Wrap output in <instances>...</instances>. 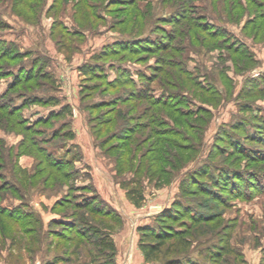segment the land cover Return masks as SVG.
Listing matches in <instances>:
<instances>
[{"label":"rangeland","instance_id":"1","mask_svg":"<svg viewBox=\"0 0 264 264\" xmlns=\"http://www.w3.org/2000/svg\"><path fill=\"white\" fill-rule=\"evenodd\" d=\"M51 1L46 0L41 5V13L37 14L33 21H29L23 10L12 9L10 0H0V47H7L11 52L23 53L22 62L16 61L11 65L14 66V69L21 63L28 67L33 59H37L45 73L44 77L37 81L38 86L33 89L34 95L43 100L41 103L27 104L22 110L24 117L35 121L47 117L51 111H58L64 105H68L65 111H62L63 115L55 120L53 125L51 124L53 128L46 127L44 129L41 127V129L47 131V138L57 129L58 136L54 139L49 138L50 140L45 146L49 147L56 157L73 161L74 168L78 172L69 182L72 184H69V188L68 185L61 189H57L58 187L46 190L34 188L25 194L26 199H20L14 195L5 196L2 206L15 208L23 204L24 210L33 211L46 226L53 219L64 220L63 210L58 209L56 211L58 213H55L51 211V207L55 201L61 200L67 194V190L71 188L69 195L76 198V201H81L84 198L91 201L98 197L97 201H103L115 210L118 220L114 222L113 229L107 230L115 248V264H168V262L186 264L185 259L188 257L193 264H264V194L255 195L250 200L233 199L227 203L228 194H221L220 190L217 191L214 187L215 193H217L216 199L202 194L195 198L181 195V187L186 186L185 184L181 185V181L186 179V175L190 172H195L202 165L204 166L206 162L212 167L209 172H213L215 175L221 168L230 167L232 161L240 166L241 172L258 173L259 179L264 180V163L246 166L248 162L241 158H235L238 156L234 155L233 148L229 144L231 138L239 141L241 147L250 149L249 152H252L255 157H264V147L258 141H251V138L259 137L252 127L255 124L252 120L253 116L264 119V98L260 99L256 96L251 100L245 99L244 96H239L240 99L237 98L243 88V90L249 89L251 84L264 76V42L263 40L254 41L252 34H244L242 27L246 16L244 15L238 22H234L227 13H224L221 3L219 5L217 2L214 8L211 7V0H195L193 3L194 15L206 16L208 23L234 36L236 41L248 48L254 63L249 65L248 62H245L249 70L237 72L234 71L232 57H229L226 51L215 48L208 49L206 46L202 47L196 44L192 46L185 44L182 61L194 79L202 86L211 85L212 89H217L223 96L224 88L227 87L224 76L227 75L231 80L232 95L228 100L223 96L213 106L202 103L199 97L202 93L196 88H191L187 82L185 84L188 90H178L186 95L185 108L196 111L198 107H204L211 112L207 116L208 123L201 126L202 129L205 127L204 131L199 127V122H195L193 118H186V116L183 118V121L191 123L190 126H193L185 133V136L195 138L200 129L201 144H197L198 152L194 154V160L186 168H182L180 173L170 176L168 180L167 175L162 176L163 181L167 180L166 182L160 181L161 183L158 184L155 179L150 181L146 176H141L139 183L143 187V199L136 207L126 196L128 188L126 182L131 179L132 173L118 174L115 162L111 158V155L118 152H107L108 155L104 152L111 146H115L118 141L111 139L102 149L96 146L99 138L93 131L98 129L95 127L97 121L95 118L101 117V114L108 109L92 112L87 107L101 101L109 102L117 92L126 96L130 91L127 87L112 91L105 90L99 75H105L102 77L107 82H113L116 80L118 71L124 70L131 72L136 81L138 72L149 76L151 74L149 68L156 66L155 59L166 58L167 53H159L156 56H151L145 63H137L131 56L123 57L121 54L109 57V55L102 56V53L117 49L115 45L120 42L131 44L134 41L138 42L139 39L142 43L147 39L150 41L156 39L155 43L158 44L160 41L162 44L166 43L161 39L162 36L160 37V34L163 36L165 34H162L159 29L162 28L168 32L173 29V26L166 23L165 19L170 20V16L175 14L180 5H175V2L172 3L171 0H132L140 9L139 15L136 17L137 20H135L138 26L135 27L133 25L135 22L134 4L128 3L130 0H104L103 2L89 0L93 10L85 9V14L82 15L84 12L82 9V13L78 17L74 14V2L77 0H66L65 3L63 2L64 4L61 3L50 9ZM109 2L116 4L111 5ZM82 16L83 21L80 19ZM98 17L102 19L98 20ZM164 30L163 32H165ZM173 55L172 57H174ZM235 60L238 59L235 57ZM85 70L90 72L85 74ZM163 78L166 80L165 76L159 75V78L151 84V88L155 90L152 92L155 97L164 91L159 82V79ZM11 81V76L0 80V94L6 90ZM137 84L139 85V83ZM246 85L249 88H245ZM168 89L175 94L178 92L171 87ZM16 91L12 92L10 96H12L13 102L19 105L22 103V99L15 97L18 96ZM192 93L199 95L194 98L191 97ZM42 101H46V103H42ZM248 101L253 106L252 112L243 113L242 105ZM148 106L147 102H133L134 110L131 115L137 116ZM129 107L131 104L123 105L119 109L126 112ZM184 107H182L183 110H185ZM154 112H161V110L155 108L150 112L153 115L152 118L160 117ZM141 121L143 124H149L152 120H149L147 116L142 120L137 119V124ZM135 123L134 120L131 122L132 125ZM61 124H66L65 130L71 131L73 138L66 137L65 130L60 132ZM239 124L243 127L244 133H240L241 129L237 130L238 127H232ZM155 126L150 125V130L142 132L143 138ZM223 129L227 133L223 134ZM106 136L107 134L103 132L100 139ZM0 139H3L7 146L17 147L22 135L13 131L0 130ZM248 139L249 141H246ZM150 142L151 140L146 144V147L141 148L140 153L146 150ZM37 161V157L35 159L30 154L23 155L18 159L19 165L30 174L34 171ZM163 167L167 170L171 169L167 164H164ZM215 180L213 179L212 183L206 177L201 179L202 185L206 188L213 186ZM240 186H242V192L247 191L244 183H239ZM248 191L246 193H249ZM177 201L190 207V210L195 213H219L220 222L202 224L192 228L185 235L182 244L178 240L166 241L158 249L157 258L146 262L139 249V243L143 236L138 228L151 226L157 230L158 217L166 211H171L173 204ZM220 202L225 205H220ZM79 213L87 215L84 210ZM94 220L90 221H97ZM173 225L174 228H178L177 224L173 223ZM51 229L57 228L52 227ZM91 238L94 241L100 239L92 234ZM22 239V236H17L16 241L13 242L10 237H0V264H43L47 260H52L56 255L62 256L63 260L55 264H84L89 261L100 264L105 261V257L98 255L96 246L91 243L79 245L72 242L62 244V247L59 248H55L52 244L49 250H47V245L39 247L33 243L30 244V247L34 251L30 252L22 244ZM225 239L228 240L226 251L222 252L215 263L214 252L217 253L218 245L221 241H226ZM67 248H69V252L65 254Z\"/></svg>","mask_w":264,"mask_h":264},{"label":"trees","instance_id":"2","mask_svg":"<svg viewBox=\"0 0 264 264\" xmlns=\"http://www.w3.org/2000/svg\"><path fill=\"white\" fill-rule=\"evenodd\" d=\"M10 1L12 2V9L17 10L18 8L23 10L25 15H27V19L33 21L36 15L41 13V5L46 0ZM97 1L103 2L104 0ZM171 1L172 3L175 2V5H180V8L178 7L175 14L170 16V20L165 19L166 23H170L173 26V29L169 32L162 28L159 29L162 34H165L164 36L160 34V37L162 36L161 39L165 40L166 43L162 44L161 41L159 44L155 43L156 39L154 41L147 39L142 43L139 39L138 42L134 41L131 44L120 42L115 45L117 49L110 52L107 51L105 54L102 53V56L109 55V57H116L121 54L123 57L131 56L135 58L134 62L137 63H145L151 56H156L159 53H167L165 55L167 59L164 57L155 59L156 66L149 68L151 74L146 76L138 72L136 81L131 72L124 70L118 71L116 80L113 82H107L102 77L105 75H99L98 77L102 79L105 90L112 91L127 87L130 91L126 96L120 95L117 92L109 102L101 101L87 107L92 112L108 109L101 114L103 119L101 117L95 118L97 120L95 127L98 129L93 131L96 132L95 134L99 138L96 146L102 149L107 146V142L111 139L118 141L115 146H111L104 152L106 155H108L107 152H118L111 155L112 157L110 156L115 162L118 174L132 173L131 179L126 182L128 184L126 196L136 207L139 206L140 201L143 199V187L139 183L141 176H146L150 181L155 179L158 184L166 182L170 176L172 177L180 173L182 168H186L194 160L195 157L193 156L198 152L197 144H201L200 129L195 138L188 135L185 136V133L193 126H190L191 123L183 121V118L185 116L186 118H193L195 122H199V127L201 128L202 125L205 126L208 123L207 116L211 112L204 107H198L196 111L185 108L186 102L184 99H186V95L178 90H188L185 84L187 82L191 88H196V90L202 93L199 96L202 103L213 106L223 96L228 100L231 98L229 96L232 95L231 80H229L230 78L227 75L226 77L224 76L227 87L224 88L223 96L219 94L217 89H212L211 85L202 86L194 79L191 73L184 67L182 61L185 44H189L190 46L196 44L202 47L206 46L208 49L215 48L226 51L229 57H232L233 68L237 72L249 70L245 62H248L249 65L254 63L251 59L252 55L244 44L236 41L235 37L231 34L221 31L218 27L208 23L206 16L194 15L192 8L194 7L193 3L195 0ZM63 2L65 3L66 0H52L50 9L55 8ZM217 2L219 5L220 3L222 4L224 13H227L234 22H238L245 15L246 20L242 27V31L245 32L244 34H252L254 41L263 40L264 42V0H211V7H216ZM109 3L111 5L116 4L115 2ZM128 3L134 4L135 21L140 9L136 7L137 4L134 1L130 0ZM74 7V14L77 17L82 13V9L84 11L82 15L85 14V9H92L89 0H77L74 2ZM172 17L174 18L172 19ZM80 19L83 21V16ZM97 19L100 20L102 18L98 17ZM133 25L136 27L138 23L135 21ZM23 57V53L17 51L11 52L7 47H0V80L5 77H12V81L8 84L6 90L0 94V130L5 132L13 131L22 135V139L17 147L7 146L4 140L0 139V237H10L14 242L17 236H22L24 239V241L22 239V244L30 252L34 251L30 247V244L33 243L39 247L47 245V250L50 249L52 244H54L55 248H59L62 247V244L72 242L79 245L91 243L96 246L97 254L105 257L104 263L100 264H115V248L107 230L113 229L114 222L118 220L117 214L111 206L105 204L103 201H97L98 197H95L91 201L84 197L83 200L76 201V198L74 199L72 198L73 196L70 197L69 195L71 188L68 189L67 194L61 200L55 201L51 207V211L55 213H58L56 212L58 209H62L64 220L53 219L46 226L42 219L33 211L24 210L25 206L23 204L15 208L2 206L5 196L14 195L17 198L26 199L25 194H28L34 188L46 190L58 187L57 189H61V187L66 188L67 185L69 188L72 185L69 182L72 181V178L78 172L74 168L73 161L67 158L56 157L49 147L45 146L49 142V138L54 139L58 136L57 129L51 133L49 138H47V131L41 129V127L44 129L52 127L51 124L53 125V122L63 115L62 111L64 112L68 105H64L63 110L51 111L47 117L35 121L24 117L22 113L27 104L41 103V100H43L34 95L33 89L38 86L37 81L45 75L37 59H33L28 67L22 63L15 67V69L14 66H11L16 61L22 62ZM235 57L238 60H235ZM89 72L86 71L85 74ZM159 75L161 77L165 76L166 80L164 78L159 79L160 87L164 91H161V94L155 97L152 94L155 90L151 88V84L159 78ZM250 86L249 88L246 85L245 88L249 89L243 90V88L238 93L237 98L240 99L239 96H244L247 100H251L254 96L260 99L264 98V76L260 77ZM170 87L174 90L176 89L178 92L175 94L169 91L168 88ZM22 88L25 89L23 90ZM14 91L18 92V96L15 97L22 99V103L19 105H16L12 100V96H10ZM198 95V93H192L191 97L197 98ZM133 102H147L149 106L135 116L131 115L132 110H134ZM42 103H46V101H42ZM126 104H131V107L126 112H122L119 107ZM155 108H158L159 111L161 110V112H154L160 115V117L152 118L151 116L153 115L150 112ZM252 108L251 102L248 101L243 103L241 111L243 113H251ZM147 116L149 120H152L149 124H143L142 121L137 124V119L142 120L143 118H147ZM133 120L136 122L135 125L131 124ZM252 121L255 123H253L252 127L259 137L257 139L255 137L251 138V141H258L264 147V119L253 116ZM150 125L156 126L143 138L142 132L150 130ZM240 125H233L232 127H238L237 130L241 129L240 133H244V129ZM65 128L66 124H61L60 132L62 133ZM204 128L201 129L204 131ZM103 132L107 136L100 139ZM224 132L227 133L225 129H223V134ZM65 135L68 138H73V134L69 130H65ZM150 140V147L148 146L144 152L140 153L141 148L146 147V144ZM246 141H249V139ZM229 144L233 148L234 155L238 156L235 158H241L248 162L246 166L264 163V157H255L252 152H249L251 151L250 149L241 147L239 141L230 138ZM26 154H30L35 159L36 157L38 159L31 174L22 168L18 162V159ZM231 162L230 167H223L220 170L218 167L219 171L217 175L209 172L212 167L207 162L197 171L190 172V174L186 175V179L181 181V185H186L181 187V195L195 198L202 194L215 198L217 194L215 193V189H217V191L220 190L221 194H228L227 203L233 199L250 200L255 195L264 194V180L259 179L260 175L258 173L241 172L240 166L237 163ZM164 164L169 165L171 169L167 170L163 167ZM165 175H167V180L163 181L164 178L162 176ZM204 177L210 179L212 183L213 179H216L213 186L210 188L204 187L201 181ZM217 180L218 182L216 183ZM239 183H244L249 193H246L247 191L242 192L243 189L242 186L239 187ZM219 204L223 203L220 202ZM81 210L86 211L87 215L79 213ZM91 219L97 221L91 222ZM157 222L159 225L156 226L157 230L151 226L138 228V231L143 236L142 240L146 239L145 241L141 240L139 243V249L146 262L157 258L158 249L166 241L178 240L182 244L185 235L192 228L220 221L219 213H195L190 210V207H186L182 202L177 201L173 204L171 211H166L158 217ZM173 223L177 224L179 229L174 228ZM52 227L57 229H51ZM91 234L96 238H100L99 241H94L91 238ZM227 246L228 240L220 242L217 253L214 252L215 263L220 258L222 252L226 251ZM68 252L69 248L66 249L65 254ZM61 260H63V257L56 255L52 260H47L43 264H55ZM185 262L186 264H193L189 257L185 259ZM84 264L99 263H90L89 261V263L86 262ZM168 264H179V262H168Z\"/></svg>","mask_w":264,"mask_h":264}]
</instances>
